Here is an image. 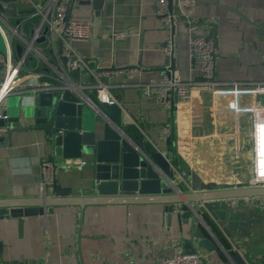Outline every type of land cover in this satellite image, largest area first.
<instances>
[{"label": "crops", "instance_id": "1", "mask_svg": "<svg viewBox=\"0 0 264 264\" xmlns=\"http://www.w3.org/2000/svg\"><path fill=\"white\" fill-rule=\"evenodd\" d=\"M156 2L102 0L98 13L89 5L73 7L72 15L93 21L92 38L74 42V48L95 71L142 68L139 77L120 72L108 79L123 110L121 129L145 152L171 148L174 181L182 191H189L186 177L192 170L208 184L231 187L250 182V108L258 103L257 96L242 89L196 87L189 106L167 110L157 96L145 97L141 87L133 83L157 78L170 66L163 47L171 36L175 42L174 71L184 80L199 79L200 72L189 57L188 41L192 35L211 34L218 47L217 79L264 80V0H173V9L178 13L174 32L161 23ZM115 31L126 35L116 38ZM74 77L94 81L88 72H76ZM23 99L11 95L4 103L8 116L20 115V124L26 125L30 120L24 118V113L33 112L37 104ZM163 126L171 128L165 139L160 136ZM46 138L42 129H30L13 132L10 143L0 142L1 199L19 205L34 204L45 193L53 196L56 185L71 189L73 195L96 194L92 158L88 155L75 158L86 161L84 165L60 169L54 182L41 190V160H66L52 154ZM182 173L184 179L180 177ZM167 207L159 202L57 205L44 214L2 217L0 264H149L172 252L187 250L185 242L194 225L220 246L213 252L193 247L201 252L204 264H234L229 254L237 250L248 262L264 260V196L174 204L170 217ZM224 210L228 217L222 214ZM204 214L226 238L228 249L207 224ZM251 255L255 257L249 261Z\"/></svg>", "mask_w": 264, "mask_h": 264}, {"label": "built area", "instance_id": "2", "mask_svg": "<svg viewBox=\"0 0 264 264\" xmlns=\"http://www.w3.org/2000/svg\"><path fill=\"white\" fill-rule=\"evenodd\" d=\"M20 2L21 0H17V13L14 15L0 9V36L6 47L4 51L0 49V118L3 120L8 118L4 100L11 95L33 103L40 93H62L71 90L78 94L80 102L90 105L97 102L113 104L117 103V99L111 92L112 84L108 79L120 72L132 77L142 74L140 66L123 70H94L89 60L78 53L73 45L74 42H86L92 38L93 21L90 17L72 15L70 0ZM156 14L166 28H172L178 18V13L170 10L168 0H157ZM125 35L122 31L113 32L116 38H123ZM41 38L44 40L38 42ZM16 43L22 46L20 55L15 52ZM188 49L191 61L200 72L199 79L184 80L167 65L159 77L133 84L141 87L145 97L152 94L157 96L167 110L189 106L193 102V89L196 87L222 88L229 91L242 89L257 96L258 103L250 108L253 142L251 180L240 186H264V80L229 82L217 79L215 58L218 47L215 40L208 35L190 36ZM163 50L168 59L174 55L173 36L166 40ZM76 72H88L93 75L94 81L89 83L76 78ZM92 93L94 95H91ZM8 129L6 124L0 125V136H4ZM170 134L169 126L161 128L162 138L165 139ZM85 163L86 161L80 159H66L63 162L42 159L39 165L41 190L45 191L47 185L54 182L60 169L81 167ZM180 177L184 179L185 174H180ZM248 263L264 264V260L258 258ZM100 264L114 263L103 261ZM149 264H204V258L200 251L191 248L172 252L158 262Z\"/></svg>", "mask_w": 264, "mask_h": 264}, {"label": "water", "instance_id": "3", "mask_svg": "<svg viewBox=\"0 0 264 264\" xmlns=\"http://www.w3.org/2000/svg\"><path fill=\"white\" fill-rule=\"evenodd\" d=\"M170 10L173 0H168ZM102 0H70V10L81 5L92 6L95 13L102 7ZM0 9L17 13V0H0ZM243 19L253 26L262 29L255 22L235 10ZM185 17V16H184ZM171 30L174 32L175 24ZM210 36H213L211 34ZM44 38L38 40L42 42ZM60 43L59 47L61 48ZM18 55L22 52L20 43L15 44ZM65 61V59H64ZM170 68H175V58L167 59ZM37 107L32 112L24 113L30 122L20 124V115L0 118V125H7L8 132L0 136V142L10 143L13 132H24L30 129H42L46 141L56 157L65 159L91 156L93 164V182L95 195H73L71 189L55 186L53 196L38 198L34 204H18L12 200L0 198V218L10 215H38L52 212L57 205H76L84 207L100 203L159 202L167 204L171 215L173 205L191 204L215 200L236 198H253L264 196V186L247 184L244 186L226 187L208 184L201 180L195 171L186 177L189 191H182L174 181L175 171L171 163V148L166 151H143L121 129L122 107L118 103L97 102L94 105L80 102L77 93L65 90L62 93H40L34 99ZM170 143V139L167 140ZM122 193V194H120ZM119 195H123L119 196ZM147 195H157L149 198ZM17 207H21L17 208ZM195 212L197 209L193 208ZM207 252L217 251L218 242L205 234L199 225H194L192 235L186 240V249L193 247ZM234 264H249L240 251L229 254Z\"/></svg>", "mask_w": 264, "mask_h": 264}, {"label": "trees", "instance_id": "4", "mask_svg": "<svg viewBox=\"0 0 264 264\" xmlns=\"http://www.w3.org/2000/svg\"><path fill=\"white\" fill-rule=\"evenodd\" d=\"M204 218H205L207 224L212 228V230H214L216 235L219 237V239L221 240V242L224 245V247L226 249H228L229 248V243L226 240V238L221 234V232H219V230L216 227V224L212 221V219L208 215L204 214ZM231 254H233V251H231Z\"/></svg>", "mask_w": 264, "mask_h": 264}, {"label": "rangeland", "instance_id": "5", "mask_svg": "<svg viewBox=\"0 0 264 264\" xmlns=\"http://www.w3.org/2000/svg\"><path fill=\"white\" fill-rule=\"evenodd\" d=\"M0 49L2 50V51H4L5 49H6V47H5V44H4V42H3V39H2V37L0 36ZM223 215H225L224 217H228L229 216V214H228V212L227 211H225L224 210V212L222 213ZM249 214V213H248ZM250 215V214H249ZM247 216V217H250V216ZM252 250H254V251H257V249L256 248H254V249H252ZM259 252V251H258ZM255 257V255L254 256H250V258H249V261H251V259L252 258H254Z\"/></svg>", "mask_w": 264, "mask_h": 264}]
</instances>
